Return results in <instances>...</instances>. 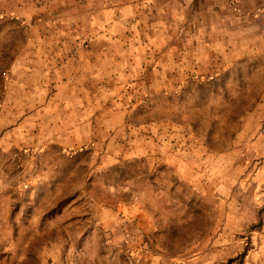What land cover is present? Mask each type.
I'll list each match as a JSON object with an SVG mask.
<instances>
[{
	"label": "rangeland",
	"instance_id": "374dc122",
	"mask_svg": "<svg viewBox=\"0 0 264 264\" xmlns=\"http://www.w3.org/2000/svg\"><path fill=\"white\" fill-rule=\"evenodd\" d=\"M54 1L0 0V264H144L150 252L202 264L197 251L214 232L221 264H242L251 233H264V0H171L160 19L119 33L141 45L130 49L141 62L131 54L123 74L139 76L107 89L109 128L60 161L59 187H24L42 178L23 179L24 169L53 161L8 126V55L18 50L8 41L37 38ZM167 140L188 159H156Z\"/></svg>",
	"mask_w": 264,
	"mask_h": 264
},
{
	"label": "crops",
	"instance_id": "0c3cea01",
	"mask_svg": "<svg viewBox=\"0 0 264 264\" xmlns=\"http://www.w3.org/2000/svg\"><path fill=\"white\" fill-rule=\"evenodd\" d=\"M53 3V7L43 9L45 13L35 26L37 38L8 41V48L18 49L13 51L14 55H8L4 87V95L8 97V126L15 122V128L22 135L21 143L40 148L41 160L53 161L44 170L24 169L20 174L23 179L35 172L42 177L36 185L37 180L33 184L25 179L30 184L24 183V187H59L58 179L52 174L59 176L60 161H74L75 153L71 150L91 141L94 127L102 132L109 128L107 89L117 88L121 78L139 76L137 67L138 72L130 71L129 67V73H123L126 58L136 53L130 49L141 45L117 35L131 30L137 23L148 25L150 16L161 17L171 8V0H59ZM111 32L116 34L113 39L106 36ZM139 56L137 52L136 59L129 63H140ZM103 142L102 139L100 144ZM8 144L11 145L9 140ZM155 150V158L169 164L188 159L182 146L180 152L173 150L172 141H157ZM137 210L138 214L134 215L137 223L149 224V215L142 209ZM220 237V232H214L207 239V250L204 244L198 249L197 263L203 264L206 260L209 264H221ZM225 238L240 239L241 245L246 239L232 233ZM250 240L253 245L244 251L242 264H264V233L252 232ZM225 247L230 252L228 257L238 252H231L230 243ZM177 257L172 253L150 252L144 264H177Z\"/></svg>",
	"mask_w": 264,
	"mask_h": 264
},
{
	"label": "bare ground",
	"instance_id": "6f19581e",
	"mask_svg": "<svg viewBox=\"0 0 264 264\" xmlns=\"http://www.w3.org/2000/svg\"><path fill=\"white\" fill-rule=\"evenodd\" d=\"M61 106V105H60Z\"/></svg>",
	"mask_w": 264,
	"mask_h": 264
}]
</instances>
